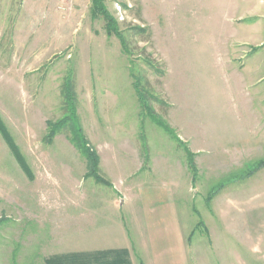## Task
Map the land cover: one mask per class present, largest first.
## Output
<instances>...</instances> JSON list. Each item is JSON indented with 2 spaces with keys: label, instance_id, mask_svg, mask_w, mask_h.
Instances as JSON below:
<instances>
[{
  "label": "rangeland",
  "instance_id": "rangeland-1",
  "mask_svg": "<svg viewBox=\"0 0 264 264\" xmlns=\"http://www.w3.org/2000/svg\"><path fill=\"white\" fill-rule=\"evenodd\" d=\"M93 1L0 0V114L33 172L0 132V264L264 248V0H103L125 48ZM73 115L100 180L70 122L50 137Z\"/></svg>",
  "mask_w": 264,
  "mask_h": 264
},
{
  "label": "trees",
  "instance_id": "trees-1",
  "mask_svg": "<svg viewBox=\"0 0 264 264\" xmlns=\"http://www.w3.org/2000/svg\"><path fill=\"white\" fill-rule=\"evenodd\" d=\"M93 2H94V7H93L94 12L102 14V16L104 17V19L106 21L105 26H106L108 34L117 35L118 38H120V40H121V44L125 48V40H124L125 37L121 33V31L118 29L116 18H114V16L112 14H110V12L108 11V7L106 6V4L104 3L103 0H94ZM66 83L68 86L66 88L70 89L69 86L71 84V81H69V79H67ZM69 89H66L67 92L65 91V96L68 99H70V96L68 94ZM138 95H139L140 100H142V102L144 103V106H146L151 111V108L148 106V104L145 103V100H144L140 91H138ZM69 102H71V101H69ZM71 107H73V106H71ZM73 113H76L74 108H73ZM75 115H73L71 117L74 119V122L72 121L71 118H68V117L66 119L64 118L62 120H58L55 123L52 122V124L50 122H48L49 125H51L50 137H52L53 134L57 133V131H59L60 128L66 127V124H68L70 122L69 128H71V132L73 135L72 141L75 142V144L80 148L81 152L86 156L87 163H88L87 165L89 167L88 173L90 175H94L95 178L100 180L101 177H99V173H98V167H99L98 164H99L100 156H99L98 152H96V150L89 145V142L87 140H85L86 137L83 133V129L80 127L78 119L76 118ZM154 119L157 123H159V125L163 126L164 129H166L167 131L174 132L173 129L169 126V124H167L165 121L161 120L160 118H154ZM8 130H9L8 126L5 123L4 119H2V116L0 114V132L2 133L3 137L7 141L6 143H8V145L11 148L14 156L19 161L22 168L32 178L33 172L30 168V165L26 161L24 155H22L23 153H22L20 147L17 145V143H15V139H14L13 135ZM188 157H189L188 161L190 163V167L195 173L196 169H195V163L193 161L194 156H193L192 152L188 151ZM126 251L127 250H125V249H121V250L104 249L101 251H96L94 254L91 253L92 254L91 257H90V254L85 255V253H83V252L71 253V254H67L65 256H57L56 255V256H52L50 259H48L47 264H84V261H86V260L92 261L93 262L92 264H132L131 260L128 257V252H126Z\"/></svg>",
  "mask_w": 264,
  "mask_h": 264
},
{
  "label": "crops",
  "instance_id": "crops-1",
  "mask_svg": "<svg viewBox=\"0 0 264 264\" xmlns=\"http://www.w3.org/2000/svg\"><path fill=\"white\" fill-rule=\"evenodd\" d=\"M140 222L141 221L135 220L136 224L134 226H141ZM171 225L181 226L179 223L176 222L171 223ZM114 227L120 229L122 232H125L126 230L124 225ZM104 247L116 248L122 247V245H109ZM161 248L164 249V252L160 251L159 255H157L160 256V258L158 259V264H190V250H195L197 246H192L191 242L186 243L181 240H177L176 242L166 244ZM199 248H211V250H215V254H217V256L211 257V259H199L197 260V262H195V264H264V248L262 246H258L257 244H252L249 246L245 242L230 244L219 241L214 243H207L205 247ZM146 264H149L148 261H146ZM154 264H157L156 261L154 262Z\"/></svg>",
  "mask_w": 264,
  "mask_h": 264
}]
</instances>
